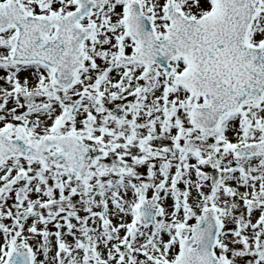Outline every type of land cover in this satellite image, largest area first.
I'll use <instances>...</instances> for the list:
<instances>
[{"label": "snow or ice", "instance_id": "obj_1", "mask_svg": "<svg viewBox=\"0 0 264 264\" xmlns=\"http://www.w3.org/2000/svg\"><path fill=\"white\" fill-rule=\"evenodd\" d=\"M0 264H264V0H0Z\"/></svg>", "mask_w": 264, "mask_h": 264}]
</instances>
